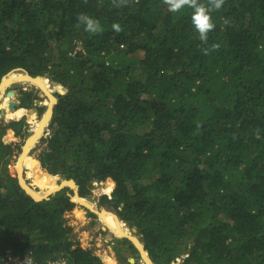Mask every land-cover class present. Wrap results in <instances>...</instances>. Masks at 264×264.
Masks as SVG:
<instances>
[{
    "label": "trees",
    "instance_id": "1",
    "mask_svg": "<svg viewBox=\"0 0 264 264\" xmlns=\"http://www.w3.org/2000/svg\"><path fill=\"white\" fill-rule=\"evenodd\" d=\"M192 13L165 0H0V82L25 69L46 83L57 103L40 171L83 197L110 185L99 203L156 264H264V0H223L207 41ZM20 93L17 108L38 98ZM28 134L24 116L0 121V264L8 249L28 264H105L66 218L72 189L36 200L10 171Z\"/></svg>",
    "mask_w": 264,
    "mask_h": 264
},
{
    "label": "rangeland",
    "instance_id": "2",
    "mask_svg": "<svg viewBox=\"0 0 264 264\" xmlns=\"http://www.w3.org/2000/svg\"><path fill=\"white\" fill-rule=\"evenodd\" d=\"M24 86H25V84H23L21 82L16 83V84L9 85L6 88V91L7 90H10V89H14L16 91V95L13 98L11 97L10 99L11 100H16V101L19 100L20 101V96H21L20 89L23 88ZM26 87H27L26 90H32V89H34L35 93L38 95V98L41 100L42 105H40V106L39 105H36L35 102H34V104L31 107H27L28 110L33 111L32 113H36V120H40L43 117V115L46 113V111H47V109L49 107L47 103H44V102H46V99H49V97L46 94H44L42 88L38 87L37 85L29 84ZM6 91H5L4 95H6ZM42 94H44V95H42ZM1 99H3V97H1ZM35 107H37V110L34 109ZM1 111H2V113L3 112H6L5 109H0V116L2 115L1 114ZM3 117H4V120H2V121L6 122V123H8L11 120H19V119L22 118V117L21 118H16V117L15 118H7L6 116H3ZM24 117L26 118V122L29 125V134L27 136V138H28L33 133V129H34V124L35 123L31 122L28 119L29 117L27 115H24ZM49 125H46L45 127H49ZM45 135H46V133L44 132V134L42 135V137L45 136ZM42 137L36 142V144L34 145V147L31 149V151L29 152V155L25 159V161L22 160V158H21L20 161L18 162L21 153H17L12 158L11 163L9 165L10 171L12 173H17L18 172V167H19L18 164L21 161H24V166H23V169H22V171L24 173V176L26 177L27 183L30 186H32L36 191H41V190H44V189L45 190L46 189L49 190L50 187H52V184H56V183L59 184L64 179V178H61V177H58L57 179L46 178L45 175L40 171V169H39L40 168L39 167L40 166L39 154H40L42 148L45 145L42 142V140H41ZM23 158H25V157H23ZM27 171H31V176H29V177L26 176ZM68 192L71 193L72 195L74 194V190L72 192H71V190H69ZM104 193H106V191H105V188H104L103 185H101V184H97V185L94 184V187L91 189V193L89 195L85 196L84 198H85L86 201L90 202V204H92V203L94 205L96 204L95 205L96 208H97L96 210H98V211L108 210V211H111V212H114L115 214H117V212L115 211V209H113L112 207H109L107 205H101L99 203V199H100L101 195L104 194ZM107 193H110V192H107ZM76 204L77 205L75 206V208L76 207L77 208L79 207L80 209H86V208H88L85 204H83L81 202H78L77 201ZM73 210L68 211V212H72ZM68 212H66V215L68 216V222L69 221L72 222V219H75V217L73 215H70V213L68 214ZM95 214H96L97 217H99V214L98 213L95 212ZM87 216H88L87 217V222L85 223L86 227H89V228H94V226H99L100 227V224H101L102 221H99L97 217L92 216L89 212L87 213ZM82 219H84V218H82ZM126 226L128 227L129 231L132 230V227H130L127 223H126ZM75 228H77L76 225H75ZM101 231H102L101 229H97L96 230V234H97V236H99V238H102V236H104V234ZM131 234L133 236H136L138 239L141 240L140 235L138 233H134V232L131 231ZM112 235L115 236L114 233H112ZM121 244H125V243L121 241ZM113 246L114 247L116 246V247L119 248L120 243L119 244H114ZM118 248L116 250L119 253V249ZM125 248L128 251V253H127L128 256L130 258L132 257L133 259L135 258L134 259L135 263L133 262V264H147V262L142 257V255H141V253H140L139 250L138 251H132L128 247H125ZM183 258L184 257L179 258L174 264H180L183 261ZM125 261H127V260H125ZM123 264H132V262L131 261L130 262L127 261V262H125Z\"/></svg>",
    "mask_w": 264,
    "mask_h": 264
},
{
    "label": "bare ground",
    "instance_id": "3",
    "mask_svg": "<svg viewBox=\"0 0 264 264\" xmlns=\"http://www.w3.org/2000/svg\"><path fill=\"white\" fill-rule=\"evenodd\" d=\"M25 79H26V75L23 72H21V71H13L10 75H8L6 77L4 83H3V86L0 87V101H3V106H4V109L6 110L5 116L7 118H15V117L16 118H21L24 115H27L29 117L28 119L31 122L35 123L32 136L29 137V139H28V143H30V147L32 148L36 144L38 138H40L42 136L41 129L44 128L50 122V119H51V114H50L51 111H50V109H51L52 104L54 103V98H52L53 92L49 89V87L43 81L42 88L44 89V93L49 95L48 96L49 99H46V102H44V103L48 104V106H49L48 108L49 109L43 115L42 120L41 119L40 120H36V113H32L33 111L28 110V108H26V107H18V108H15V109H10L9 106H8L9 101H10V97L7 96V95H4V93L6 91V88L9 85L19 83L20 81L24 82ZM1 97H3V99H1ZM28 155H29V153L26 152L24 154V156H23L25 158H22V160L25 161V159L28 157ZM24 161H23V166H24ZM18 165H19L18 169L21 172V169H23V168H21V164L20 163ZM27 176L28 177L31 176V171H29L27 173ZM58 185L59 184H57V183L56 184H52V187H50L49 190L48 189H46V190L44 189V190H41V191H37L36 193H37V195L44 196V195L48 194L51 190L58 188ZM105 189H106V192H109L111 190V186L106 184L105 185ZM78 201H80V200H78ZM84 202H86V201H84ZM87 204H89V206H91L95 211H98V210H96L97 209L96 206H95L96 204L95 205L93 203L90 204V202H88V201H87ZM98 212L101 213L100 215H101V218H102V222L104 224H106L107 226H109L111 228V230L113 232H115L117 235H119V236L120 235H124V234L132 235L131 234V230L129 231L128 227L126 226V223L123 220L118 219L113 212L108 211V210L98 211ZM132 237H134V236L132 235ZM104 259L106 261H108V262H113L114 263V258H111L108 254L104 255Z\"/></svg>",
    "mask_w": 264,
    "mask_h": 264
},
{
    "label": "water",
    "instance_id": "4",
    "mask_svg": "<svg viewBox=\"0 0 264 264\" xmlns=\"http://www.w3.org/2000/svg\"><path fill=\"white\" fill-rule=\"evenodd\" d=\"M13 71H21V72H23V73L26 75V79L24 80V82L20 81L21 83L25 84V86L23 87V89L26 90V89H27L26 86L29 85V84L37 85L38 87L42 88V83H43V81L40 80L39 78L33 76L32 74H30V72H28L27 70H25V69H15V70H13ZM13 71L9 72L7 75H5V76L2 78V80H1V82H0V87L3 86V83H4L5 79H6V77H7L8 75H10ZM42 90H43V92H44V89H43V88H42ZM44 94H46V93H44ZM44 94H42V95H44ZM6 95L9 96L10 98H11V97H14V96L16 95V91H15L14 89L7 90V91H6ZM46 95H47V94H46ZM47 96H49V95H47ZM52 98H54V103L52 104L51 109H50V111H51V112H50V114H51V119H50V121L52 120V116H53V112H54V106H55V104L57 103V97H56L54 94H52ZM19 104H20V101H19V100L16 101V100H11V99H10L8 106H9L10 109H15V108H17V106H19ZM35 104H36V105H39V106L42 105L41 100H40L39 98L35 99ZM0 109H4L3 101H0ZM34 109L37 110V107H35ZM48 109H49V108H48ZM48 109H47V110H48ZM1 114H2V115L0 116V121L4 120V117H3V116H5V112H3V113L1 112ZM41 120H42V118H41ZM49 124H50V122H49L47 125H49ZM44 128H45V129H44ZM44 128L41 129V133H42V135L44 134V132H45V130H46V127H44ZM31 136H32V135H31ZM31 136H29V137H31ZM29 137L26 139L25 144L23 145L22 152H21V154H20V158H19L18 162L20 161L21 158H23V156H24V154H25L26 152L29 153V152L31 151V149L34 147V146H33L32 148L30 147V143H28V139H29ZM41 137H42V136H41ZM41 137H40V138H41ZM40 138H38V140H39ZM38 140H37V141H38ZM20 163H21V168H23V161H21ZM28 172H29V171H27V173H28ZM27 173H26V176H27ZM17 175H18V179H19V183H20V185L26 190V192H27L29 195H31V196H32L34 199H36V200H43V199H45V198H49L50 195H52V194L56 193L57 191H60V190H62V189H64V188L68 187V188L74 190V194H73V195H72L71 193H69V195L71 196V198H72L73 201L77 202L78 200H80V201H78V202H81V203H83L84 201H86V200H84L85 198H84L83 196L80 195V193H79V185L76 183V181H75L74 179H67V178H64V179L59 183L58 188L51 190L48 194H46V195H44V196H40V195H37V193H36L37 191H36L32 186H30V185L27 183V181H26V177L24 176V173H23L22 169H21V172H20V170L18 169ZM27 178H28V177H27ZM94 184H96V185H97V184H101V185H103L104 187H105V185H106L105 183H103V182H99V181H94ZM111 191H112V190H111ZM106 193H107V192H106ZM83 204H85L89 209L95 211L91 206H89V204H87V201L84 202ZM95 212L98 213L97 211H95ZM98 214H99V213H98ZM115 215H116V217H117L118 219H120L119 216H118L117 214H115ZM131 231L134 232V233H137V228H136V227H132V230H131ZM114 235H115V236H118V237H121V238H128V239H130V240L136 245V247H137L138 250L140 251L142 257L145 259V261L147 262V264H156V263L152 260V258L150 257L148 251L145 249V245H144V243H143L140 239H138L136 236L132 237V235H127V234L119 236V235H117L115 232H114ZM186 255H187V252H183V253H182V256H186Z\"/></svg>",
    "mask_w": 264,
    "mask_h": 264
},
{
    "label": "crops",
    "instance_id": "5",
    "mask_svg": "<svg viewBox=\"0 0 264 264\" xmlns=\"http://www.w3.org/2000/svg\"><path fill=\"white\" fill-rule=\"evenodd\" d=\"M105 191H106V189H105ZM89 211L92 212V216L97 217L95 214V211H93L89 208L80 209L79 207L78 208L76 207V208H74V210L72 212H68V214L70 213V215H73L75 217V219H72V222L71 221H69V222L72 226H74V228H75V225L77 226V228H75V233L77 235L76 240L78 241L79 245H81V247H83V248L91 249L95 255H98L103 260V262L105 264H123L127 261L128 262L131 261L132 264H133V262L135 263V261H134L135 258L134 259L132 257L130 258L127 254L128 251L125 248V247H128L130 249V247H129L130 245L128 243H125L123 238L118 237V236H113L112 233H114V232L111 230V228L109 226H107L106 224L101 222L100 227L99 226H94V228L86 227L85 223L87 222V217H88L87 213ZM100 214L101 213H99L100 218L99 217H97V218L99 221H102ZM66 218L68 219L67 215H66ZM82 218H84V219H82ZM97 229L102 230L101 232L104 234V236H102V238H99V236H97V234H96ZM121 241L124 242L125 244H121ZM119 243H120L119 248L116 246L115 247L113 246L114 244H119ZM133 245L136 247V245L134 243H133ZM117 248L119 249V253L116 250ZM105 254H108L111 258H114V263L106 261L104 259ZM125 260H127V261H125Z\"/></svg>",
    "mask_w": 264,
    "mask_h": 264
},
{
    "label": "clouds",
    "instance_id": "6",
    "mask_svg": "<svg viewBox=\"0 0 264 264\" xmlns=\"http://www.w3.org/2000/svg\"><path fill=\"white\" fill-rule=\"evenodd\" d=\"M168 4L170 12H178L187 5L193 9L192 23L199 33L201 41H207V35L210 30L214 28V24L211 19L212 9H219L222 6L223 0H211V3L207 6L198 3V0H165ZM80 20L85 24L86 30L95 32L98 28L97 22L91 17L81 16ZM114 30L120 31V25L114 24ZM213 47H216L213 45ZM207 52V50H205Z\"/></svg>",
    "mask_w": 264,
    "mask_h": 264
},
{
    "label": "built area",
    "instance_id": "7",
    "mask_svg": "<svg viewBox=\"0 0 264 264\" xmlns=\"http://www.w3.org/2000/svg\"><path fill=\"white\" fill-rule=\"evenodd\" d=\"M45 133L50 136L51 129L46 127ZM32 260L30 253L23 255L14 254L11 249H8L3 258V264H28ZM47 264H73L71 260L65 255H60L56 258L50 259Z\"/></svg>",
    "mask_w": 264,
    "mask_h": 264
}]
</instances>
